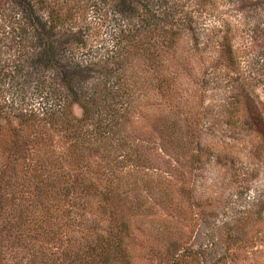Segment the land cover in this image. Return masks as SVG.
I'll use <instances>...</instances> for the list:
<instances>
[{
    "label": "rangeland",
    "instance_id": "rangeland-1",
    "mask_svg": "<svg viewBox=\"0 0 264 264\" xmlns=\"http://www.w3.org/2000/svg\"><path fill=\"white\" fill-rule=\"evenodd\" d=\"M0 1V264H264V0Z\"/></svg>",
    "mask_w": 264,
    "mask_h": 264
},
{
    "label": "trees",
    "instance_id": "trees-1",
    "mask_svg": "<svg viewBox=\"0 0 264 264\" xmlns=\"http://www.w3.org/2000/svg\"><path fill=\"white\" fill-rule=\"evenodd\" d=\"M31 1L32 0H27L29 4L31 3ZM132 1L134 0H119V3L117 4L116 9L120 12V14L130 15V12L128 11V9H129V4L132 3ZM44 2H45L44 0H41V3H44ZM135 2L136 4H139L140 6L144 8H147L148 4L151 3L150 0H136ZM28 3L24 2L25 5H28ZM23 10L24 8H22V11ZM31 20L33 22L35 20L34 24H38V27L33 29L31 33L33 45H32V48L29 49V51L24 54V57H23L24 59H22V61L29 62L30 60H33L32 62L35 61L36 62L35 64L39 65L38 67L42 68L43 71L46 73L49 70H52V73L55 74L54 77H57L60 83L65 84L66 86L69 87V90L67 91V93H62V92L57 93L56 92L59 96L58 106L60 110V112H58L57 114L66 111L67 107L71 106L73 102H78L83 107L85 103L84 98H82V96L78 94V92H73V88L76 87V79L79 73L77 72L76 68L71 67L72 62L69 59H67V50L65 48L64 43L56 41L50 35L49 24L36 23V20H41V19L35 18L34 15L33 16L31 15ZM143 22L145 23L144 20ZM152 23L153 22L147 21L145 23L143 31L146 29H150V28H158V26H160V23H157L156 21H154V24ZM143 37L148 38L146 36H143ZM127 38L128 37L126 35V32H124L120 35V37H118V41H121V43H124L127 41L125 45L128 47L132 43V41L130 42L129 39ZM19 65H20V69H22L23 65L21 63ZM43 85L45 84L41 83V86ZM247 101H248L247 103L248 106L253 108L256 112V109H255L256 104H255L254 99H247ZM62 102H64V104H61ZM13 104H16V102H13ZM9 108H10L9 105L7 107L3 106V107H0V110L4 112V110L6 109L9 110ZM9 112L11 113V110H9ZM251 114H252V119L254 120V122H256V118H257V121L260 120V118L256 117L254 113L251 112ZM256 124L258 125V123Z\"/></svg>",
    "mask_w": 264,
    "mask_h": 264
}]
</instances>
